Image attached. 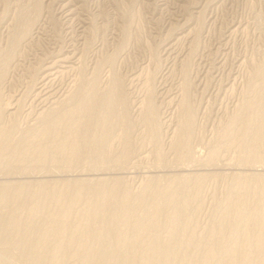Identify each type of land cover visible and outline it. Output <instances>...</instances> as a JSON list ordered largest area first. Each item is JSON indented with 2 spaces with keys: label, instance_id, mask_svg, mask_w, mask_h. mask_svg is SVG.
Listing matches in <instances>:
<instances>
[{
  "label": "bare ground",
  "instance_id": "1",
  "mask_svg": "<svg viewBox=\"0 0 264 264\" xmlns=\"http://www.w3.org/2000/svg\"><path fill=\"white\" fill-rule=\"evenodd\" d=\"M73 1L54 0L53 5L56 6L57 13L66 21V24H71L77 12V6L75 7ZM39 10L40 8L36 6L37 13ZM46 15L40 14L38 18H31L32 15H29L30 17H24V19H20L18 16V30H16L14 37L12 35V42L10 41L12 50L6 59L2 60L6 62V65L9 62H12L13 65L16 64V60L13 61L15 46L19 47L17 45L20 43H29L36 35L38 36L41 32V22H43ZM80 28V36L78 37L81 38V32L85 35L86 29L84 30L83 25ZM94 28L96 29V27ZM233 29L231 28V30ZM170 43L168 42L163 49L166 55L169 56L175 54L176 51L175 43ZM74 45L70 44L67 49L65 46L56 48L40 59V65L37 66L39 75L34 79L32 87L28 90L29 93L27 91L26 99L28 100L29 111L26 110L28 112L25 113L31 118V115H33V120L36 121L35 126L37 123L43 126L38 130H34L35 126L29 125L30 127L24 132L26 136L21 140L20 137H18L19 140H15L13 137L16 130L20 131L14 124L16 121L11 122L10 125H2V121L5 118L13 117L17 110L22 107L18 106L24 93L18 99L17 95L19 96V94H9L8 102L4 103L6 101H4V98V102H2L0 89V175L4 170L13 178L32 175L34 170L38 168L41 171L43 168L50 172L54 169L60 171L63 168L59 164L61 158L71 164V166H66L67 168H72L74 164H79L84 160L85 154L89 155L87 160L93 165L91 166L94 170L93 173L97 170L107 169L102 164L109 160L111 141L117 128L121 129H119L121 132L119 131L120 134L118 133L119 137H117L124 144V149L120 152L122 154L117 158V163L123 164L129 154L128 143L130 137L128 135L132 134L129 133L132 132L129 130L132 125L130 124L132 118H129V114L132 109L133 111L136 109V112L137 110H140L139 112L143 111L144 123L151 138H148L147 141L153 140V143L156 144L160 130L157 109L155 110L150 98L146 102H144L146 98L142 102L133 101L131 108L126 93V87L129 84L125 83L127 85L125 86L123 80L110 76L108 87L101 89L99 86L101 85L99 84L100 77L98 78L95 74L92 75L94 78L91 76L93 79L87 82L88 86H84L86 80L81 82L84 85L79 86L80 83L78 82L77 85L74 84L75 91H70V93L62 86V81L59 83V78H62L61 76L64 73L66 75V72L70 74L75 64L78 65L82 60L78 49L80 46L74 48ZM23 46L21 47L23 48ZM5 62L1 64H5ZM237 63L242 64L240 60ZM17 65L19 66V63ZM85 68L87 67L85 66ZM6 69L4 67L0 69V84L3 80L5 81ZM230 75H234L233 71L230 72ZM87 77L84 79H87ZM184 80H186V77ZM65 82L67 85V81ZM105 82L107 83V80ZM184 83L181 92L179 89L177 93L172 94V97L169 98L170 104L176 105V108L179 109L181 118L178 117L180 120L178 119L179 122L176 123L175 127L168 125L167 132L170 134L171 147L177 153V158L187 161L195 158H193L194 152H192L190 143L195 115L192 105L188 101L187 89L190 86L188 87V84ZM262 83L264 84V82ZM164 87L161 88V91L165 89ZM251 88H253V85ZM22 89L24 90V88ZM68 89L70 90V88ZM168 92L165 90L164 93L169 95L170 92ZM255 93L259 94L261 92ZM261 94L263 95L259 94V97L255 96V98L253 96V99L246 101V103L243 102V106H238L237 114H235L236 122L233 118L234 122H230L234 127L236 125L234 123H237V125L240 123L239 133L236 132L238 135L233 133L237 135L233 137L232 130L229 133L226 132V134L223 131L224 135L222 134L226 146H234L237 143L236 146L239 150V154L236 152L239 155L238 164L242 165L241 167L245 166L250 169L253 168L256 162L264 165V92ZM3 96L5 95L3 94ZM68 103H71V105L68 106ZM66 104V107L63 106V109L59 110V107ZM140 115L142 116V114ZM8 121L10 122L9 119ZM231 125L228 126L231 128ZM214 152L212 150L210 154L212 161L217 158ZM212 161L209 160L208 162ZM187 166L189 165L187 164ZM67 172V174H73L74 171L67 170ZM208 173L210 174V172ZM150 178L152 177L150 176ZM162 180L156 177L153 178L144 190L137 194L122 186L119 180L110 182L102 177L86 180L74 179L62 183L50 181L13 182L12 180V182H0V264H16L13 259L10 260L9 258L25 259V261L28 260L29 264H264V176L238 174L235 184L228 190L227 199L224 198L226 199V201H223L225 203L218 208L216 221L207 230L206 236L199 240L195 236L192 225L196 224L194 218L200 208L201 189L204 187L205 178L202 174L193 176L176 174L166 179V183H163ZM250 199H254V206L251 205ZM49 208H53V211ZM39 211L40 215H38ZM162 230H166V236H162Z\"/></svg>",
  "mask_w": 264,
  "mask_h": 264
},
{
  "label": "rangeland",
  "instance_id": "2",
  "mask_svg": "<svg viewBox=\"0 0 264 264\" xmlns=\"http://www.w3.org/2000/svg\"><path fill=\"white\" fill-rule=\"evenodd\" d=\"M164 1L165 0H74L73 2L75 7L77 6V12L74 20L72 22L70 21L71 24H66V21L57 13L56 6L53 5L54 0H0V62L5 60L12 50V35L14 37L17 32L16 30H18V19H24V17L28 18L29 15H32L31 18H38L40 14L43 16L44 14H47L43 19L44 24L41 22V32H39L38 36L36 35L34 37V41L32 40L29 43L23 44L20 43L17 45L19 47L15 46L13 51V61L16 60V64L13 65L12 62H9L6 65L5 61L1 62H5V64L0 63V69L3 67L5 69L7 68L6 77L8 76L7 78H4V82L2 81L3 84H0L2 102H8L10 98L9 94H19V96L17 95L18 99L24 93L19 100L20 105L18 106L22 107L17 110L13 117L5 118L6 120L3 119L2 121V125H10L12 124L11 122L14 123L16 121L14 124L20 131L16 130L14 133L13 137L15 140H19L18 137H20V140L23 139L26 136L24 132L28 129V127L31 125L33 126L36 123V121L33 120V115H31V118L26 114L29 111L26 96L29 93V88L32 87L35 81L34 79H36L39 75L37 70L39 69L40 59L53 52L56 48L58 49L59 47L65 46L67 49L70 44L74 45L75 43L74 48H78L80 46L78 49L80 50L79 54H81L82 60L78 63V65L77 63L75 64V67L72 68L71 72L68 70L70 74L66 72V75L68 74L67 77L64 73L61 76L62 78H59V83L62 81L61 84H63L62 86L68 93H70V91H75L74 84L77 85L78 82L80 83V86L84 85L81 82H85L86 80V84L84 85L86 86L87 82H90L94 78L92 75L96 74L98 78L100 77L99 84L101 85L99 86L101 89H104L103 87L109 85L108 81L109 78H111L110 76H115L116 78L121 79V81L123 80L122 82L124 84H129V86L126 87V93L128 94L127 97L129 100L128 103H130L129 106L132 108L131 103H133V101L142 102L146 98L144 101L146 102V100H149L150 98V102L155 107V110L157 109V118L161 124H159L160 130L158 140L155 142L156 144L153 143V140L147 141L151 138L147 133V128L144 123L143 111H141V113L139 112L140 110H137V112L136 109L134 111L133 109L131 110L129 118H132L130 120V124L132 125L129 130L132 132L129 133L132 134H129L130 136L128 135L131 139L129 138V154L126 158V163H117V158H119V155L122 154L120 152L124 149V144L121 139L118 138L121 129L117 128L118 130L116 129L115 135L112 137L114 142L111 139V153L109 160L102 164L104 165L103 167H107V169L97 170L93 173L94 170L93 167H91L93 165H91V163L87 160L89 155L85 154L84 160L79 164H74V167L72 168H67L66 166H71V164L64 158H61L59 164L63 168L60 171L54 169V171L50 172L46 168H43L41 171V169L38 168L34 170V174L32 175L21 178H13L4 170V172L0 175V182L50 181L62 183L64 181H72L74 179L86 180L98 179L102 177L110 182H113V180H119L122 186L129 188L132 192L134 191L133 193L137 194L141 193L148 182L155 177L162 180L165 178L169 179L176 174H188L192 176L195 174H202L206 181L203 182L205 184H203L204 187L201 189L200 198H202V205L200 204V208L195 214L194 223L197 225H193L196 229L192 225L195 236L199 240L206 236L207 230L211 227L214 221H216L218 215L217 213L219 211L218 208L225 203L223 201H226L228 190H230L233 184H235L236 176H238V174L242 173L264 176V165L260 162H256V164H254V169H250L245 166L241 167L242 165H239L237 161L239 156V150L236 146L237 143H235L234 146H229V148L226 146L224 141L225 138H223V131L225 134L226 132H231V130L232 134L236 132L239 133L240 123H238L239 125L234 123V125L236 124L235 127L238 126L236 129L233 124L231 125V123L235 121V114H237L238 106H243L246 101L253 99V96L254 98L255 96L259 97V94L262 96L263 94L261 93L264 92V87L262 88V85L264 86L262 83L264 82V0ZM36 6H38L41 10H39L38 13L36 12ZM82 25L85 27L84 30L86 29V31L84 32L85 35L81 32L82 36L80 38L78 36H80L79 32L81 31L80 27ZM94 27H96V29ZM231 28H234V31L231 30ZM190 33L191 35H189ZM168 42H171L170 44L175 43L176 51L175 54L171 56L166 55L164 52L165 50H163ZM21 44L25 47L23 46L22 48ZM28 47L31 48L29 49ZM175 57L177 58L174 59ZM238 60H240L242 64H238ZM18 63L19 66L17 65ZM85 66L87 68H85ZM106 70L109 71L107 72ZM232 71L234 74L233 76L230 75V72ZM86 76H88L87 79H84ZM91 76L93 78H91ZM184 76L186 77V80H184ZM105 80H107V83ZM65 81H67V85ZM184 82L188 84V87L190 86L187 89L188 101L189 104L192 105L191 107L195 115V123L190 138L192 141H190L192 145V152H194L193 158H195L194 160L186 159L187 161H185V159L180 160L177 158V153L174 152V149L171 147V139L169 138L170 134L167 132L168 125L175 127L176 123L180 120L179 118H181V115L179 116V109L176 108V105L172 103L170 104L169 98L172 97V94L174 95V93H177L179 89L181 92V89H183L185 85ZM126 84L125 86H127ZM252 85L254 90L251 88ZM163 86H165V89L162 91H169V95L164 92V94L162 93L161 88ZM22 88H24V90ZM68 88H70V90ZM255 92L261 93L257 94ZM3 94L5 96H3ZM4 103L3 105H5ZM69 104L71 105V103H68V106ZM63 106L66 107L67 104L59 107V110L63 109ZM198 109L201 111L199 112ZM26 110L28 111L26 112ZM140 114H142V116ZM228 125H231V128ZM42 126L43 125L37 123L34 130H38ZM236 134H233V137L238 135ZM48 142L49 140L47 143ZM220 144L225 147H220ZM200 147L203 149L201 150ZM212 150L213 152L215 151L214 153L217 157L214 161L210 159ZM226 151L227 153H225ZM159 152L162 154H159ZM208 158L212 162H208ZM229 162L230 164H228ZM187 164L191 167L187 166ZM67 170L74 172L73 174H67ZM194 172L196 173L193 174ZM208 172H210V174ZM150 176L152 178H150ZM166 179L162 180V182L166 183ZM249 201H251V205H255L254 199H250ZM49 210L53 211V208H49ZM38 215H40V211L38 212ZM165 232L166 230L161 231L162 236L167 235V232ZM226 233L225 235L228 234ZM9 259H13V262L16 264H29L28 260L25 261V259Z\"/></svg>",
  "mask_w": 264,
  "mask_h": 264
}]
</instances>
